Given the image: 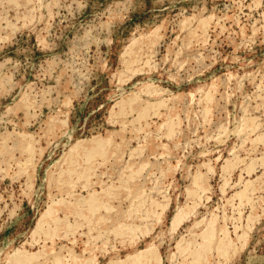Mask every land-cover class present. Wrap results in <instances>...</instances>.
Listing matches in <instances>:
<instances>
[{"label": "rangeland", "instance_id": "374dc122", "mask_svg": "<svg viewBox=\"0 0 264 264\" xmlns=\"http://www.w3.org/2000/svg\"><path fill=\"white\" fill-rule=\"evenodd\" d=\"M212 223L205 264H264V0H0V264H188Z\"/></svg>", "mask_w": 264, "mask_h": 264}, {"label": "bare ground", "instance_id": "6f19581e", "mask_svg": "<svg viewBox=\"0 0 264 264\" xmlns=\"http://www.w3.org/2000/svg\"><path fill=\"white\" fill-rule=\"evenodd\" d=\"M136 51V50H135ZM134 51V52H135ZM130 102V101H129ZM133 103H134V101H133ZM145 111H148V110H144L143 112H145ZM31 138V137H30ZM94 141V143H100L101 142V140L100 139H95V140H93ZM92 141V142H93ZM91 142V143H92ZM109 142V141H108ZM106 143V142H105ZM107 144V143H106ZM106 144H104V143H102V145L103 146H105ZM76 145H78V144H76ZM101 145V143L100 144H98V146H100ZM102 145H101V147H102ZM26 147V146H25ZM76 148V147H75ZM74 149V148H73ZM29 150V149H28ZM101 150L103 151L104 149L103 148H101ZM105 151V150H104ZM30 152V151H29ZM33 152V151H32ZM35 153V152H34ZM74 162L75 163H77V160H74ZM72 172V174H73V171H71ZM72 174H71V176H72ZM70 176V175H69ZM68 178V177H67ZM88 177H86V179H87ZM198 179V178H197ZM58 180V179H57ZM58 181H60L61 182V180H58ZM65 181V180H64ZM69 181V180H68ZM199 183V182H198ZM200 184H201V182H200ZM253 192V191H252ZM99 192H97V195L96 194H94V196H91L90 198H88L87 196H86V198L87 199H84V202H83V204L80 206V207H78L77 206V208H75V212L77 213V214H83V212H85L86 210H88V209H92V212L93 213H96V212H98V211H101L103 208H106V209H108L110 206H111V204H110V200H106L105 198H103L102 196H99V194H98ZM112 197L113 198H115L116 197V193H113L112 194ZM101 202H105V204H106V207H104L102 204H101ZM91 205L93 206V207H91ZM66 208V207H65ZM70 210H73V209H70ZM69 210V211H70ZM105 210V209H104ZM108 211V210H107ZM56 215H58V214H56ZM54 213L53 214H51V216H49L50 218H52V221L55 223V224H58L61 220H62V218L61 219H59L57 216H56ZM117 215V214H116ZM60 217V216H59ZM105 217V216H104ZM42 218H44V217H42ZM45 218H47V217H45ZM102 217L100 216V217H98V220L99 219H101ZM43 220V219H42ZM41 220V221H42ZM47 221V220H46ZM46 221H45V219H44V221H43V223L41 224L42 225V227H44V224L46 223ZM124 223V222H123ZM120 226L122 225V224H119ZM118 226V225H117ZM122 226H124V225H122ZM122 226H121V228H122ZM125 226H126V224H125ZM124 226V227H125ZM120 228V227H119ZM120 228V229H121ZM215 228H216V226H214V224L212 223L210 226H209V228H208V230H207V232L205 233V235H204V239H203V243H201V244H198L197 246L195 245V247H193L192 248V250H191V261L188 263V264H205V256H206V254L208 253V251L209 250H211V249H213V248H218V249H220V250H223V249H225V248H227L228 247V243L224 240V239H220V240H218L217 241V239H216V237H215ZM54 230V229H53ZM132 230V229H131ZM126 231H128V229H126ZM133 231V230H132ZM51 233L53 232V231H50ZM128 233V232H127ZM227 236V235H226ZM228 237V236H227ZM227 239V238H226ZM229 240V239H228ZM192 245V244H191ZM226 250V249H225ZM26 252H24V253H18V255H16V257L14 258V261H16L17 263H19V264H21V263H23V264H25V263H27V262H29V261H32V259L34 258L33 256H31V255H28L27 253L25 254ZM149 253V252H148ZM147 253V254H148ZM150 254H151V252H150ZM154 254V253H153ZM140 257V256H139ZM138 257V258H139ZM145 257V256H144ZM149 259V261L151 260L149 257L147 258V260ZM155 259V258H154ZM134 260H136V259H134ZM133 260V261H134ZM144 260H145V258H144ZM15 262V263H16ZM137 262H140V258L138 259V260H136V264H138ZM142 262V261H141ZM141 262H140V264H141ZM143 262H145V261H143ZM151 262V261H150ZM12 263H14V262H12ZM134 263V262H133ZM39 264V263H38Z\"/></svg>", "mask_w": 264, "mask_h": 264}]
</instances>
